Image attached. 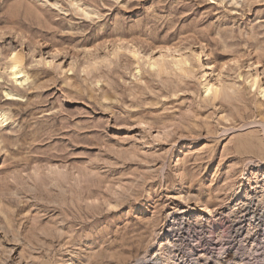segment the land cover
Instances as JSON below:
<instances>
[{
  "label": "rangeland",
  "instance_id": "374dc122",
  "mask_svg": "<svg viewBox=\"0 0 264 264\" xmlns=\"http://www.w3.org/2000/svg\"><path fill=\"white\" fill-rule=\"evenodd\" d=\"M263 204L264 0H0V264H132L173 213L264 264Z\"/></svg>",
  "mask_w": 264,
  "mask_h": 264
},
{
  "label": "bare ground",
  "instance_id": "6f19581e",
  "mask_svg": "<svg viewBox=\"0 0 264 264\" xmlns=\"http://www.w3.org/2000/svg\"><path fill=\"white\" fill-rule=\"evenodd\" d=\"M135 51H136L135 54H137L138 53L137 50H135ZM194 53L200 60L201 54L199 52H196V51ZM22 62H23V56H22V54H19L18 52L16 54H14L13 57H11V64H10L11 65L10 66L11 72H10V74H11V76H13L15 78L14 80H16L17 82L21 77V76H19V75H21L20 71H19L20 70L19 66ZM155 65H158L157 61L154 62L153 66H155ZM255 81H256V79H255ZM221 89L222 88H220L219 85H216V84H210L207 87V90L209 92H211V94H213V96L215 98L221 94ZM257 172H258V168H256L252 173H250L247 176L246 179H244V183L251 181V180H255V179L256 180L258 179L257 181H259L260 177L257 175ZM259 192L260 191H258V193ZM239 196L241 199L248 197L249 196L248 190L245 189V192H241V194ZM262 202H263V200H262ZM209 212H210L209 208H205V207L201 208V209H199V211L197 213L192 215L190 219H191V221H194V223H195V220H197L198 223H202L203 220L204 221L206 220L205 216ZM191 221H189V224L188 225L186 224V225L189 226L191 224ZM183 223L184 222L180 221L178 214L173 213L172 215H169L168 224H166L163 227L162 231L157 234V236L154 238L153 241H151L150 245L146 248L144 253L141 256H139L135 260V262H133L132 264H194V262H197L198 258H196V256H197L196 247L198 246L199 242L195 243L194 237L196 238V234H195V230H194V225L191 224L188 228L184 229L185 233H181L183 230H182L180 224H183ZM250 225L252 226L253 223L251 222ZM190 230H192V232ZM197 232H199V231H197ZM181 234H184V235H181ZM205 243H204V245H205ZM162 245H164V247ZM161 247L164 248V251L161 252V257H158L157 252L159 250H161ZM220 254H221V252H220Z\"/></svg>",
  "mask_w": 264,
  "mask_h": 264
}]
</instances>
